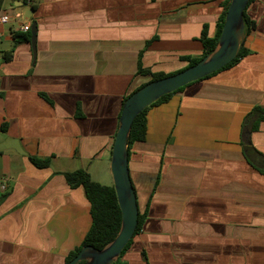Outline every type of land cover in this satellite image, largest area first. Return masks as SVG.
<instances>
[{"label": "crops", "instance_id": "0c3cea01", "mask_svg": "<svg viewBox=\"0 0 264 264\" xmlns=\"http://www.w3.org/2000/svg\"><path fill=\"white\" fill-rule=\"evenodd\" d=\"M225 2L34 0L24 20L3 1L0 264L64 263L92 221L83 187L64 173L83 169L107 185L123 100L151 77L138 58L150 73L184 69ZM245 14L246 54L147 109L145 138L128 150L143 221L122 264H264V174L242 142L247 114L264 108V0ZM33 22L34 53L21 31ZM248 139L264 156V120Z\"/></svg>", "mask_w": 264, "mask_h": 264}, {"label": "water", "instance_id": "95a60500", "mask_svg": "<svg viewBox=\"0 0 264 264\" xmlns=\"http://www.w3.org/2000/svg\"><path fill=\"white\" fill-rule=\"evenodd\" d=\"M249 0H230L221 32L215 49L198 62L165 77L150 81L131 93L122 103L110 158V173L113 180L117 203L121 212L120 228L111 242L102 249L82 246L67 264H112L132 238L137 221L138 207L136 194L128 172V137L132 122L141 110L172 93L186 84L201 79L219 70L230 62L239 52L245 38L243 12ZM14 6L21 8V16L28 20L34 10L32 5H24L14 0ZM30 42L35 51L36 23L30 26Z\"/></svg>", "mask_w": 264, "mask_h": 264}, {"label": "trees", "instance_id": "16d2710c", "mask_svg": "<svg viewBox=\"0 0 264 264\" xmlns=\"http://www.w3.org/2000/svg\"><path fill=\"white\" fill-rule=\"evenodd\" d=\"M3 1L4 0H0V9L2 7ZM250 1L251 0H249V2ZM229 2L230 0H226L224 4L223 11L220 14V17L218 19L215 35L213 37H209L205 30L202 31V34L200 37V41L202 42V45H203L202 55L199 57H191V58L184 57L188 62L186 67L195 64L202 57L209 54L215 49L220 32H221L222 25L224 22V16H225L226 9H227ZM243 18L245 22V33L247 34L253 28L254 24L251 21H249V19L247 18L245 14V10L243 12ZM30 37H31V32L29 30L23 35L22 40L29 41ZM12 51L13 50H10L4 54L5 60L11 57ZM246 53H247V50L242 45L237 55L219 70L230 67L240 57H242ZM137 72L139 74H150L151 77L148 80V82L154 81L156 79H159V78L175 73V72L167 73V74L166 73H150L147 69H144L141 67L140 57L138 58ZM181 88L182 87L178 88L172 93L180 90ZM172 93L161 96L158 100L151 103L149 106L145 107L143 110H141V112L137 114V116L134 118L132 125H131V129H130V133L128 137L127 150H129V146L132 142L142 141L145 138V134H146V117L145 116H146L147 109L152 105L165 101L166 99H168V97ZM128 96H126L124 100ZM261 120H264V108L260 106H254L245 118V121H244L245 124H244V128L242 131V142H243V154L246 160L248 161V163L254 168H256L259 172L264 174V156L262 153H260L258 150H256L252 146V144L250 143L248 139V131L251 132V131L257 130L258 124ZM246 124H248V126L245 129ZM31 161L36 166H41V167L47 166L49 163V159L37 160V159L32 158ZM64 177H65L67 184L70 187H77V186L83 187L86 198L90 204V214H91V220H92L91 226L89 230L87 231L86 235L84 236L82 242L78 246H76L74 249H72L68 253V255L65 257L63 264H67L78 253V251L80 250L82 246L90 245L97 249H102L105 245L111 242L119 231L120 223H121V212H120V209L117 203V198H116L113 185L108 186V185L101 184L99 182L92 180L90 175L83 169H77L72 172L64 173ZM142 221H143V217L141 216V214H138V221H137V225H136L132 238L140 230ZM132 238L127 242L120 256H122L123 252L127 249V247L132 241ZM120 256L112 264H122L119 259ZM82 263L83 261H81L79 264H82Z\"/></svg>", "mask_w": 264, "mask_h": 264}, {"label": "built area", "instance_id": "2783aa9c", "mask_svg": "<svg viewBox=\"0 0 264 264\" xmlns=\"http://www.w3.org/2000/svg\"><path fill=\"white\" fill-rule=\"evenodd\" d=\"M34 0H21V2L24 4V5H32ZM8 21V16L7 15H1L0 16V23H5ZM29 30V24L25 23L21 26V31L23 32H26ZM4 187V186H2Z\"/></svg>", "mask_w": 264, "mask_h": 264}, {"label": "rangeland", "instance_id": "374dc122", "mask_svg": "<svg viewBox=\"0 0 264 264\" xmlns=\"http://www.w3.org/2000/svg\"><path fill=\"white\" fill-rule=\"evenodd\" d=\"M10 5H11V6H13V3H12V2H10ZM112 184H113V180H112V178H111V180H110V181H108L107 185H108V186H111ZM121 257H122V256H120V258H119V259H121Z\"/></svg>", "mask_w": 264, "mask_h": 264}]
</instances>
